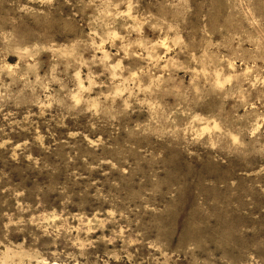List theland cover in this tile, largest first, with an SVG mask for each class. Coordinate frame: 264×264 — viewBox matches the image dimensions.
<instances>
[{"label":"rangeland","instance_id":"1","mask_svg":"<svg viewBox=\"0 0 264 264\" xmlns=\"http://www.w3.org/2000/svg\"><path fill=\"white\" fill-rule=\"evenodd\" d=\"M0 264H264V0H0Z\"/></svg>","mask_w":264,"mask_h":264}]
</instances>
